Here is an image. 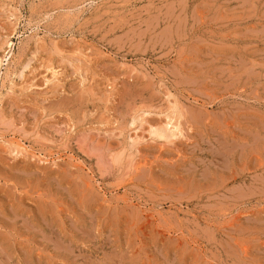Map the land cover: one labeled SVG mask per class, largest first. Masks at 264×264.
I'll list each match as a JSON object with an SVG mask.
<instances>
[{
	"label": "rangeland",
	"instance_id": "rangeland-1",
	"mask_svg": "<svg viewBox=\"0 0 264 264\" xmlns=\"http://www.w3.org/2000/svg\"><path fill=\"white\" fill-rule=\"evenodd\" d=\"M0 264H264V0H0Z\"/></svg>",
	"mask_w": 264,
	"mask_h": 264
},
{
	"label": "bare ground",
	"instance_id": "bare-ground-1",
	"mask_svg": "<svg viewBox=\"0 0 264 264\" xmlns=\"http://www.w3.org/2000/svg\"><path fill=\"white\" fill-rule=\"evenodd\" d=\"M144 114V113H143ZM146 115V114H145ZM169 115V114H168ZM176 115V114H175ZM178 117V116H177ZM166 118V123L160 127V128H157L153 130V133L155 136H157L160 140L161 139H164V140H170V138L172 139L173 137H176L177 133L178 135L180 134V130H178V126L176 123H174V121L172 120V117L168 116V117H165ZM176 118V117H175ZM178 119V118H177ZM176 119V120H177ZM175 120V119H174ZM176 124V125H173V123ZM133 125V124H132ZM152 132V131H151ZM177 135V137H178ZM181 135V134H180ZM156 137V138H157ZM169 137V138H168ZM176 137V138H177ZM166 142V141H165ZM119 157V156H118Z\"/></svg>",
	"mask_w": 264,
	"mask_h": 264
}]
</instances>
